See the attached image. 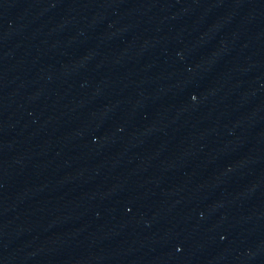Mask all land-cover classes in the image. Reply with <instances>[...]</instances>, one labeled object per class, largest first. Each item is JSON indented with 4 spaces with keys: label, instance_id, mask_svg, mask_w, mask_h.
I'll use <instances>...</instances> for the list:
<instances>
[{
    "label": "water",
    "instance_id": "water-1",
    "mask_svg": "<svg viewBox=\"0 0 264 264\" xmlns=\"http://www.w3.org/2000/svg\"><path fill=\"white\" fill-rule=\"evenodd\" d=\"M0 264H264V0H0Z\"/></svg>",
    "mask_w": 264,
    "mask_h": 264
}]
</instances>
